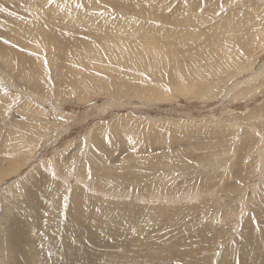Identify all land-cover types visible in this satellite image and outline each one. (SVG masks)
Listing matches in <instances>:
<instances>
[{"label": "rangeland", "instance_id": "obj_1", "mask_svg": "<svg viewBox=\"0 0 264 264\" xmlns=\"http://www.w3.org/2000/svg\"><path fill=\"white\" fill-rule=\"evenodd\" d=\"M263 28L264 0H0V264H264Z\"/></svg>", "mask_w": 264, "mask_h": 264}, {"label": "bare ground", "instance_id": "obj_2", "mask_svg": "<svg viewBox=\"0 0 264 264\" xmlns=\"http://www.w3.org/2000/svg\"><path fill=\"white\" fill-rule=\"evenodd\" d=\"M127 19V18H126ZM102 20V19H101ZM131 20V19H130ZM159 20H163V21H165V19H163V18H160ZM105 21V20H104ZM104 25V24H103ZM147 25V24H146ZM105 26V25H104ZM150 26H152V25H150ZM106 27H107V25H106ZM153 27V26H152ZM257 27V26H256ZM108 28V30H109V27H107ZM154 28V27H153ZM105 29V28H104ZM253 29H255V28H253ZM264 29V28H263ZM251 30V29H250ZM256 30V29H255ZM109 32V31H108ZM114 32H116V31H114ZM157 32H158V30H157ZM162 32V31H161ZM170 33V32H169ZM174 33V32H173ZM181 33V32H180ZM185 33H186V31H185ZM252 33V32H251ZM258 33V32H257ZM256 32H255V35L257 34ZM118 34V33H117ZM156 34V33H155ZM112 35H114V34H112ZM161 35V34H160ZM114 37V36H113ZM161 37V36H160ZM112 38V37H111ZM146 38H147V34H146ZM165 38V37H164ZM257 38V37H256ZM175 40V39H174ZM231 40V39H230ZM144 42V41H143ZM172 42V41H171ZM148 43V42H147ZM143 44H145V43H143ZM153 44V43H152ZM149 45H150V42H149ZM109 46V45H108ZM151 46V45H150ZM149 46V47H150ZM154 46V45H153ZM174 46V45H173ZM82 47V46H81ZM148 47V46H147ZM162 47V46H161ZM168 47V46H167ZM200 48V47H199ZM201 49V48H200ZM185 50V49H184ZM88 51H89V49H88ZM147 52H148V49H147ZM189 53V52H188ZM90 54V53H89ZM93 54V53H92ZM119 54V53H118ZM193 54V53H192ZM229 55H230V53H229ZM130 56V55H129ZM132 56V55H131ZM184 56V55H183ZM231 56H233V55H231ZM96 57V56H95ZM110 57V56H109ZM112 57V59L114 60V58L113 57H116V55L115 56H111ZM118 57V56H117ZM116 57V59L118 60V58ZM100 58V57H99ZM104 58V57H103ZM106 58V57H105ZM108 59V58H107ZM111 59V58H110ZM111 59V60H112ZM125 59H127L126 57L125 58H123V60H125ZM97 60V59H96ZM100 60V59H99ZM109 60V59H108ZM110 60V61H111ZM116 60V61H117ZM119 61V60H118ZM117 61V62H118ZM158 59H154V61H152L153 63V65L155 64H157L158 63ZM90 62H91V60H90ZM106 62V61H105ZM112 62H114V61H112ZM201 62H202V60H201ZM116 63V62H115ZM90 64V63H89ZM99 65V64H98ZM124 65V64H123ZM115 68H116V66H115ZM120 68V67H119ZM121 69V68H120ZM119 69V70H120ZM202 80L201 79H199L198 78V81L197 82H201ZM255 81V80H254ZM102 90L101 91H103V87L101 88ZM171 101V100H170ZM169 101V102H170ZM54 109V108H53ZM59 110V109H58ZM147 120V119H146ZM27 121V120H26ZM175 121V120H174ZM154 122V121H153ZM194 122V121H193ZM114 124V123H113ZM116 124V123H115ZM56 125V124H55ZM69 127V126H68ZM235 128V127H234ZM17 129V128H16ZM57 129V128H56ZM59 129V128H58ZM13 130V129H12ZM72 130V129H71ZM151 130V129H150ZM10 132V131H9ZM238 132H239V130H238ZM13 133V132H12ZM20 133V132H19ZM18 133V134H19ZM34 133V132H33ZM240 133V132H239ZM14 134V133H13ZM41 138V137H40ZM45 139V138H44ZM241 143H242V141H241ZM52 144H53V142H52ZM36 147H37V145H36ZM39 150V149H38ZM263 160V159H262ZM77 172V171H76ZM126 183V182H125ZM87 184V183H86ZM93 184V183H92ZM112 187V186H111ZM110 187V188H111ZM113 189V188H112ZM114 190V189H113ZM112 190V191H113ZM109 191V190H108ZM111 191V190H110ZM104 192V191H103ZM119 193V192H118ZM118 193H116L115 195H117ZM102 194V193H101ZM125 194V193H124ZM123 194V195H124ZM105 195H106V193H105ZM120 195V194H119ZM121 196V195H120ZM123 197V196H122ZM124 198V197H123ZM111 200V199H110ZM115 201H116V198H115ZM119 202H120V200H118ZM84 211V210H83ZM102 212H100V213H97L95 210H91L90 211V215L91 216H95L96 214L97 215H99V214H101ZM123 213L124 212H121V211H117V213L114 215V217H120V218H122V216H123ZM85 215V214H84ZM83 215V216H84ZM74 216V215H73ZM73 220V219H72ZM77 221V220H76ZM81 221V220H80ZM83 221V220H82ZM117 221V220H116ZM72 223V222H71ZM76 224V223H75ZM81 224V223H80ZM85 224V223H84ZM116 224V223H115ZM77 225V224H76ZM117 225H119V226H123V224H122V222L120 221L119 223H117ZM71 226H73L72 227V229H74L76 226L73 224V225H71ZM78 226V225H77ZM127 231H128V229H127ZM70 232H73V231H70ZM70 235V234H69ZM82 235V234H81ZM76 236V235H75ZM79 236H80V234H79ZM84 237V236H83ZM83 237H80V238H83ZM83 240H85V239H83ZM74 241H75V239H74ZM22 243H24L25 244V236L23 235V238H22V241H21ZM20 242V243H21ZM30 242H33V240L31 241V240H29V242L28 243H30ZM64 243H68V241H65L64 240ZM70 243H72V242H70ZM84 243V242H83ZM114 243V242H113ZM71 245V244H70ZM75 245V244H74ZM74 245H72V246H74ZM63 246V245H62ZM85 246V245H84ZM55 248V247H54ZM62 248V247H61ZM65 248H67V247H65ZM70 250V249H69ZM73 251V250H72ZM60 253V252H59ZM69 253V252H68ZM62 254V253H61ZM73 254V253H72ZM62 255H64V254H62ZM66 255L68 256L69 254H65V256H63L64 258L66 257ZM47 256V255H46ZM61 256V255H60ZM69 257V256H68ZM56 257H48V259L47 260H49V259H55ZM37 259H40V249L39 250H37L36 251V253L35 254H32V255H28V257H27V262H31V261H35V260H37ZM62 260V259H61ZM70 260H72V258H70ZM57 261V260H56ZM72 262H74V261H72ZM68 263H69V260H68ZM31 264H33V263H31ZM57 264H67L66 263V260H65V262L64 263H57Z\"/></svg>", "mask_w": 264, "mask_h": 264}, {"label": "snow or ice", "instance_id": "obj_3", "mask_svg": "<svg viewBox=\"0 0 264 264\" xmlns=\"http://www.w3.org/2000/svg\"><path fill=\"white\" fill-rule=\"evenodd\" d=\"M50 2H51V0H50ZM222 7H223V5H221V8ZM0 39H2V38H0ZM4 42L9 43V41H7V40H5ZM241 55H243V53H241ZM86 168H87L88 173L90 174L91 173V165L90 164L86 165ZM17 264H18V262H17ZM236 264H238V261L236 262Z\"/></svg>", "mask_w": 264, "mask_h": 264}]
</instances>
